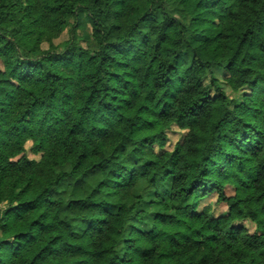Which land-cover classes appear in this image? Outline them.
<instances>
[{"label": "clouds", "instance_id": "clouds-1", "mask_svg": "<svg viewBox=\"0 0 264 264\" xmlns=\"http://www.w3.org/2000/svg\"><path fill=\"white\" fill-rule=\"evenodd\" d=\"M0 264H264V0H0Z\"/></svg>", "mask_w": 264, "mask_h": 264}]
</instances>
